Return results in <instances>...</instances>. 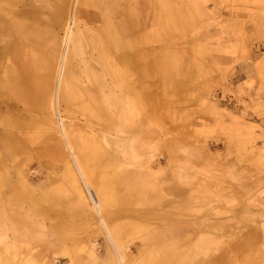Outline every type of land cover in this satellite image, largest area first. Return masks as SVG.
<instances>
[{
    "label": "rangeland",
    "instance_id": "rangeland-1",
    "mask_svg": "<svg viewBox=\"0 0 264 264\" xmlns=\"http://www.w3.org/2000/svg\"><path fill=\"white\" fill-rule=\"evenodd\" d=\"M0 264H264V0H0Z\"/></svg>",
    "mask_w": 264,
    "mask_h": 264
},
{
    "label": "bare ground",
    "instance_id": "bare-ground-1",
    "mask_svg": "<svg viewBox=\"0 0 264 264\" xmlns=\"http://www.w3.org/2000/svg\"><path fill=\"white\" fill-rule=\"evenodd\" d=\"M82 12V11H81Z\"/></svg>",
    "mask_w": 264,
    "mask_h": 264
}]
</instances>
